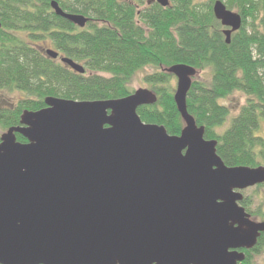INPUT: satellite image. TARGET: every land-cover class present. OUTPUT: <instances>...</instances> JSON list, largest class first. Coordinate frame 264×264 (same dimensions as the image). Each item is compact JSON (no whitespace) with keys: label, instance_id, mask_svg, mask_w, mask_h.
<instances>
[{"label":"water","instance_id":"95a60500","mask_svg":"<svg viewBox=\"0 0 264 264\" xmlns=\"http://www.w3.org/2000/svg\"><path fill=\"white\" fill-rule=\"evenodd\" d=\"M50 7L79 29L88 22L54 1ZM212 12L229 44L240 15L221 1ZM45 54L85 73L53 50ZM166 73L176 79L179 136L141 121L137 109L157 102L147 89L104 101L48 97L0 136V264L244 261L241 251L256 246L264 222L239 205L241 192L264 184V167H227L187 111L198 71L179 64Z\"/></svg>","mask_w":264,"mask_h":264},{"label":"trees","instance_id":"16d2710c","mask_svg":"<svg viewBox=\"0 0 264 264\" xmlns=\"http://www.w3.org/2000/svg\"><path fill=\"white\" fill-rule=\"evenodd\" d=\"M51 1L64 13L87 18L85 28L57 17ZM149 1L0 0V91L23 95L15 108L0 112L2 130L18 126L24 110L45 108L48 97L80 102L125 98L135 75L152 68L143 81L157 102L138 108L137 115L179 136L182 122L170 85L174 77L166 70L182 64L209 76L192 80L186 106L204 128V139L217 142L218 157L227 167H264V139L257 136L264 122V0H169L167 8ZM215 1L241 17L229 44L213 16ZM45 44L82 65L85 73L48 58ZM234 93L243 94L246 102L226 128L230 113L219 102ZM16 140L25 143L19 135ZM239 205L252 215L247 198ZM260 216L264 222V213ZM241 252L240 264H253L254 256L264 252V233L253 249Z\"/></svg>","mask_w":264,"mask_h":264},{"label":"rangeland","instance_id":"374dc122","mask_svg":"<svg viewBox=\"0 0 264 264\" xmlns=\"http://www.w3.org/2000/svg\"><path fill=\"white\" fill-rule=\"evenodd\" d=\"M45 50H53L50 46L42 45ZM154 70L152 68H146L140 72H138L135 77L131 80L129 84V89L134 92L138 89H147L150 90L149 86L144 83L143 78L146 75L152 74ZM202 79H209V76L207 73H201L198 72L196 76L192 80H202ZM173 91L175 90L176 87V79L173 78L170 83ZM151 91V90H150ZM23 98V95L18 92H10V91H0V112L4 110H11L15 108V106L18 104L19 101ZM246 102V97L241 94V93H234L227 97L225 100L220 101V105L226 107L229 110V118L228 121L225 125L227 128L229 126V121L237 116L240 112V109L245 105ZM224 127V128H225ZM5 130H2L0 126V136L5 133ZM257 136L261 137L264 139V122H261L260 124V129L259 132L257 133ZM262 185H257L251 188H248L244 191L241 192L243 198H247L250 202V211L252 213V218L251 220L256 222V223H261L262 218L261 214L264 213V188L257 189L258 186H263ZM240 264V263H239ZM253 264H264V252L255 255Z\"/></svg>","mask_w":264,"mask_h":264},{"label":"flooded vegetation","instance_id":"af4514ba","mask_svg":"<svg viewBox=\"0 0 264 264\" xmlns=\"http://www.w3.org/2000/svg\"><path fill=\"white\" fill-rule=\"evenodd\" d=\"M56 60H59V58H58V59H56Z\"/></svg>","mask_w":264,"mask_h":264}]
</instances>
